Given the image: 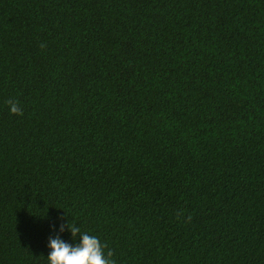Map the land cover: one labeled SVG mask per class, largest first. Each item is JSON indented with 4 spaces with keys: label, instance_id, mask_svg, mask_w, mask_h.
<instances>
[{
    "label": "trees",
    "instance_id": "16d2710c",
    "mask_svg": "<svg viewBox=\"0 0 264 264\" xmlns=\"http://www.w3.org/2000/svg\"><path fill=\"white\" fill-rule=\"evenodd\" d=\"M68 222L117 264H264V0H0V264Z\"/></svg>",
    "mask_w": 264,
    "mask_h": 264
},
{
    "label": "clouds",
    "instance_id": "9594fccd",
    "mask_svg": "<svg viewBox=\"0 0 264 264\" xmlns=\"http://www.w3.org/2000/svg\"><path fill=\"white\" fill-rule=\"evenodd\" d=\"M40 46L46 47L43 43ZM7 104L11 114L23 115V108L18 101L9 99ZM191 219L192 217L189 216L188 220ZM65 228L71 232L74 239L79 236L80 240L73 246L61 239L59 235L55 238L50 237L51 252L47 256L50 264H117L114 251L109 249L107 243L101 241L98 236L82 232L79 226L69 222L66 225L62 224L60 231L63 232Z\"/></svg>",
    "mask_w": 264,
    "mask_h": 264
}]
</instances>
